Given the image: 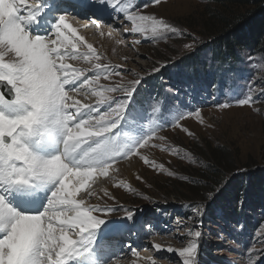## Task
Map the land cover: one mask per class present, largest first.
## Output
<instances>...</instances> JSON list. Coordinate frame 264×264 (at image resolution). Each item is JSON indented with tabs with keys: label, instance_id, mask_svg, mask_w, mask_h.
<instances>
[{
	"label": "snow or ice",
	"instance_id": "snow-or-ice-1",
	"mask_svg": "<svg viewBox=\"0 0 264 264\" xmlns=\"http://www.w3.org/2000/svg\"><path fill=\"white\" fill-rule=\"evenodd\" d=\"M61 2L38 0L33 7L28 0H0V264H112L120 259L107 255L106 230L115 225L107 216L116 209L85 206V198L77 199V194L83 190L87 198L95 196L94 174L108 177L109 170L128 157L136 156L149 165L140 149L165 140L159 135L164 128L185 130L178 124L184 116H199L198 109L187 110L175 121L147 127L134 137L123 133L144 79L131 73V81L100 85L101 74L109 80L112 75H128L130 70L120 72L101 64L93 46L84 44V38L67 22L70 13L60 7ZM90 2L122 13L115 18L130 22V28L124 25L130 34L150 32L156 37L179 32L163 20L120 7L119 0ZM159 2L150 0L151 5ZM89 22L101 28L99 20ZM196 43L193 38L183 48L195 50ZM82 44L86 52L80 51ZM69 61H83L90 69L74 67ZM167 66L160 62L152 72ZM89 70H95L91 78L85 75ZM260 94L264 95V87ZM89 97L95 98V106L88 103ZM253 102L249 95L235 101L240 106ZM230 105L228 101L215 107ZM151 167L155 169L154 164ZM114 186L127 187L123 183ZM104 196L114 199L106 190ZM189 207L193 214L187 219L196 227L186 233L183 227L178 229L187 238L186 246L166 249L181 258L179 264H198L203 220L202 214L196 216L199 206ZM123 219L135 223V213L127 211ZM144 227L151 229L152 225ZM153 248L160 250L161 246L154 244Z\"/></svg>",
	"mask_w": 264,
	"mask_h": 264
},
{
	"label": "rangeland",
	"instance_id": "rangeland-1",
	"mask_svg": "<svg viewBox=\"0 0 264 264\" xmlns=\"http://www.w3.org/2000/svg\"><path fill=\"white\" fill-rule=\"evenodd\" d=\"M137 1L119 0V5L127 8L133 4L136 5ZM209 2L210 0H160L158 4L151 5L150 0H139L140 7L149 5L141 7L142 9L138 10L139 14L163 20L179 29L177 34L163 32L154 38L150 32L130 34L123 24L119 26L116 24L118 21H126L122 18L112 19V22L115 20L112 23L115 25V31L101 26L104 30L101 33L97 32L96 26L85 19L83 21L89 29L83 27L79 30L81 37L83 32L90 31L88 33L90 35L84 37V44L93 46L101 57L99 61L101 64L109 68H118L120 72L130 70L128 75L123 77L112 75L109 80H104L101 74L100 85L109 86L115 82L131 81L134 78L131 73H134L136 77L144 79L135 97V107L155 108L147 105V97L152 98L153 101L156 100L154 97L158 98L156 102L158 109L155 112L158 118L150 112L145 113L137 108L130 113L135 114L136 117L141 116L137 134L147 127L166 123V119H160V117H166L171 113L168 104L176 105L173 102L172 93L179 103L176 106L185 100L175 95V89L171 90L173 86L178 85L175 81L180 80L184 84L194 79L196 84V89L189 88L194 93L192 96L194 98L185 100V102L194 109H198L199 116L195 114L184 116L178 124L185 130H180L178 127L164 128L159 135L165 137V140H156L153 147L140 149V152L147 155L149 165L136 156L128 157L115 164V170H112L114 176H110L103 184L111 190L114 199L105 197L104 194L101 195L99 186H96L97 183L92 185L93 189L98 190L95 191V196L87 198L84 191L79 193L78 198L83 196L86 206L95 203L102 207L116 209L107 216V219L115 222V225L106 230V233L115 234L116 229L120 227L128 230L125 236L129 241L124 240L126 242L124 247L132 244L140 246L139 242L149 236L148 232H153L154 235L149 245L139 248L136 253L138 256L145 255L150 258L149 261H145V264H179L181 258L174 253L167 252L166 249L169 246L174 249L186 246L187 238L178 229L183 227L186 233L188 229L196 227L192 220L187 219L193 214L190 205L199 206L200 212L196 216L200 218L202 214L203 220V225L199 229L202 237L199 240L198 264H264V210L256 208L253 213L249 214V219L241 215L245 222L240 218L234 222L220 215L219 204L216 201L220 193L239 181L240 177L256 173L264 175V95L260 94L264 87V51L237 52L235 57L238 61L233 66H231L232 59H230L231 62L216 61L225 60V56L213 57L215 54L210 50L214 49V41L211 37L208 38L206 35L202 36L194 32L193 30L202 32L198 27L197 29L192 28L193 30L186 29L190 24L201 22V17L205 12L204 7ZM94 8H97L100 13L104 12L102 17L106 18L107 10L111 7L94 3ZM249 9L254 11L252 17L247 21H242L240 26L256 19L264 21V0L259 9L253 10L247 7L239 11H250ZM68 18V20L73 19L70 16ZM94 19L102 23L100 19ZM76 20L80 21L78 18ZM78 21L72 22L77 25ZM127 25L131 27L130 22ZM107 30L113 36H118V39L108 35ZM193 38L197 42L195 50L184 49L183 45L192 43ZM151 39L153 41H150ZM135 40H139L140 43H134ZM80 51L86 52L87 48L82 44ZM10 57L11 54L5 59L8 60ZM158 58H166L168 66L159 73H153V66L160 64ZM185 59H195L194 65L198 68L193 73L191 69L184 68L180 63ZM69 62L74 67L90 69V65L83 61ZM94 71H86L85 75L91 78ZM157 87H161L157 89L158 92L160 91L159 96L155 89ZM245 95L252 96L254 102L248 106L235 103ZM79 97L83 99L82 96ZM91 99L95 100L94 97H89L88 103ZM149 101L150 105H153L151 99ZM228 101L231 102L228 108L215 107V105ZM90 104H95V102ZM177 117L171 115L170 122L175 121ZM126 124L133 126L129 117ZM123 133L134 137L128 129H123ZM121 139H123V134ZM199 154H204V156ZM213 157L218 161L223 159L226 164L224 167H227L226 161L229 164L228 172H225L227 175H223V178H216L218 184L210 178L211 173L217 175L214 165L219 163H213L211 161ZM129 159H132L130 163L119 172L116 166ZM151 164L155 165V169L151 167ZM219 168L222 169V167ZM121 183L127 187L114 186ZM189 185L198 190L199 197H194L193 202L179 198L173 200L172 196H169L171 191H177L191 197L192 194L185 193L186 190H183ZM97 196L100 199H97ZM202 198L204 201H200ZM174 199L177 197L175 196ZM127 211L135 213V223L123 219ZM141 214L145 217L138 218ZM149 214H153L154 219L162 221V224H157L158 226L152 227L150 231L144 227L146 223H143L151 219ZM253 219L256 220L255 230L246 232L249 239L248 244L244 246L238 241L239 233L244 232L241 227H246L249 222L253 223ZM132 226H137L139 232H134L135 229ZM133 233L134 236H132ZM154 244H159L160 250H155ZM116 261L122 262L123 260L116 259Z\"/></svg>",
	"mask_w": 264,
	"mask_h": 264
},
{
	"label": "trees",
	"instance_id": "trees-1",
	"mask_svg": "<svg viewBox=\"0 0 264 264\" xmlns=\"http://www.w3.org/2000/svg\"><path fill=\"white\" fill-rule=\"evenodd\" d=\"M261 5L262 0H210L209 4L204 7L205 12L201 17V22L193 25L189 23L190 25L186 27V29H197V27L201 28L202 32L192 30L199 35H206L208 38L211 37L214 41V49L210 50L213 54H215H212L213 57L221 58L222 56H225V60H214L231 62L230 59H232L233 63L231 66H233L236 61H238L235 57V53L237 52L251 51L258 53L264 51V21L256 19L253 22L249 21L240 26L242 21H247L252 17L254 11L250 9V11H239L240 9L247 7L253 10L259 9ZM222 53L224 55H222ZM158 60L159 62H167L166 58H158ZM194 62H196L195 59H185L180 63L184 66V68L191 69L190 71L193 73L194 70L198 68L197 65H194ZM165 80L167 79L165 78ZM199 155L204 156V154ZM214 158L215 157L211 159L213 163L219 162L214 165L216 166L214 167V170H216L215 173L217 175L211 173L210 178L213 179L212 181L216 182V178H223V175H227L225 172H228L227 168H229V164L226 161L227 167H224L226 164L223 159L218 161ZM219 167H222V169ZM215 184L218 183L216 182ZM183 190H186L185 193H190L192 196L189 197L183 193L180 194L177 191H171L169 196H172L173 200H178L179 198L186 201L189 200L191 202L194 201V197H199L198 190L192 185L183 188ZM173 194H175L177 199H174L175 196ZM200 201H204V198L200 199ZM216 201L219 204L220 215L226 219L237 222L240 218L244 221V219L241 218V215L249 219V214L253 213L256 208L264 210V175L256 173L251 176L240 177L239 181L230 185V188L225 189L224 192H221ZM243 210L247 214L244 213ZM210 214L212 215L213 213L211 212ZM152 215H150L152 220H158L154 219V215ZM236 218L238 219L236 220ZM219 221L222 220L219 219ZM252 221L254 222L245 223L246 227H241L244 232L239 233L240 235L238 237V241L244 246L248 244L249 239L246 232L255 230L256 220L253 219ZM214 246H216L215 243Z\"/></svg>",
	"mask_w": 264,
	"mask_h": 264
},
{
	"label": "bare ground",
	"instance_id": "bare-ground-1",
	"mask_svg": "<svg viewBox=\"0 0 264 264\" xmlns=\"http://www.w3.org/2000/svg\"><path fill=\"white\" fill-rule=\"evenodd\" d=\"M31 1H34V0H31ZM30 0H28V4L30 5V6H33V7H35L37 4H34V3H32ZM78 3H79V7L81 8V6H82V8L84 9L83 10V12L82 13H80V14H77V15H75V13H72L71 15H70V17H73V19L71 18V20H68L67 22L68 23H70L71 25H72V27L73 28H75L76 30H77V35H80V29H82L83 27L84 28H86V29H89V27L88 26H85V25H87V24H85L84 23V21H83V19H84V15H85V13L86 12H91V11H87V10H90V8H92L93 9V12H91L93 15H96V17H94V18H98V19H100L101 21H102V23H110V22H112V19H114L117 15H122V13H120V14H118V13H116V12H114L113 11V9L112 8H110V9H108L107 10V13H108V15H107V17L106 18H103L102 16H103V13L104 12H99L98 11V9L97 8H94V6L92 7L91 5H87V3L86 2H84V1H78ZM64 5H60V7L62 8V9H64V10H66V9H68V11H69V8H66V7H63ZM89 7V8H88ZM129 10V9H128ZM48 17H44V19H47ZM80 19V21H78V20H76V19ZM69 19V18H68ZM86 19H88V18H86ZM78 21L77 22V25L76 24H74V22H72V21ZM80 22H82V23H80ZM113 22H115V20L113 21ZM79 23V24H78ZM129 22L128 21H118V22H116V24L119 26L120 24H123V25H126V24H128ZM83 25V26H82ZM108 26V25H107ZM106 26V27H107ZM104 30V29H103ZM101 28L100 29H96V31L98 32H102L103 31ZM108 31V30H107ZM90 31H87V32H83V34H82V37L84 38L85 36H89L90 34H88ZM107 34L108 35H111V36H113L112 35V33L110 32V31H108L107 32ZM113 37H116L117 39H118V36H113ZM87 44V43H86ZM86 50V49H85ZM70 63V62H69ZM66 88H67V86H66ZM173 94V93H172ZM199 94V93H198ZM73 95H76V94H73ZM167 95V94H166ZM194 96V95H193ZM167 97V96H166ZM77 98H80L79 96H77ZM181 98V97H180ZM192 98H194V97H192ZM197 98V97H196ZM163 99V98H162ZM168 99V98H167ZM173 99V98H172ZM197 99H199V98H197ZM82 100V102H84L83 101V99H81ZM193 101V100H192ZM93 102H95V100L93 99H91V100H89V103H93ZM180 102V101H179ZM168 103H170V102H168ZM171 104V103H170ZM200 106V105H199ZM127 125H129V124H127ZM129 127H131V126H129ZM132 159H129V160H127L125 163H122V164H119V165H117L116 166V169L119 171V172H121L122 171V168L124 167V166H126L128 163H130V161H131ZM115 168V167H114ZM110 176L111 177H113L114 176V173L112 172V170L110 169L109 170V176L108 177H98L97 176V174H94V180H95V183H93L92 185H95L96 183V186H99V189H100V194L101 195H103L104 194V191L106 190V191H108L109 193H111V190L107 187V186H104L103 184L105 183V180H107V179H109L110 178ZM117 178V177H116ZM95 186V187H96ZM94 187V186H93ZM95 189V188H94ZM93 189V190H94ZM97 189H95L94 191H96ZM83 191V190H82ZM98 191V190H97ZM85 194V193H84ZM98 194V193H97ZM79 197V193L77 194V199H79L78 198ZM83 197V196H82ZM94 202H96V201H94ZM93 204V203H92ZM95 204V203H94ZM86 206V205H85ZM34 210V209H33ZM134 229H135V231L134 232H139V228L137 227V226H132ZM149 233V236H147V237H145L143 240H141L140 242H139V244H141L140 246H138V247H134L133 245H130L131 246V248H135V249H137V250H139V248L141 249L142 247H144V246H147V245H149V243L151 242V237H152V235H154V234H152L153 232H148ZM132 236H134V233H133V235ZM127 237V236H126ZM131 240H132V238H130ZM129 240V239H128ZM109 242H110V252L109 253H107V255H117V256H119L120 257V259L121 260H123L122 262H117L116 260H113V262H112V264H145V261H149L150 260V258L148 257V256H145V255H137L136 253H133V252H131L130 251V248L129 247H127V248H125V249H121V252L120 253H118L117 252V248L115 247V245H114V242H113V240H109ZM156 250V249H155ZM123 252V253H122ZM134 254H136V255H134ZM122 258H124V259H122Z\"/></svg>",
	"mask_w": 264,
	"mask_h": 264
},
{
	"label": "built area",
	"instance_id": "built-area-1",
	"mask_svg": "<svg viewBox=\"0 0 264 264\" xmlns=\"http://www.w3.org/2000/svg\"><path fill=\"white\" fill-rule=\"evenodd\" d=\"M141 215L145 217L144 214H141ZM144 223H149V224L152 225V227H156V226H158L157 224H162L161 221H159V220H152V219L145 220ZM150 230H151V229H148V231H150Z\"/></svg>",
	"mask_w": 264,
	"mask_h": 264
}]
</instances>
